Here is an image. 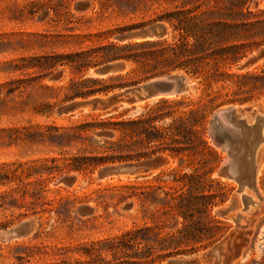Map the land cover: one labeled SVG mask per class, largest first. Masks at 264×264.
<instances>
[{"label":"rangeland","instance_id":"1","mask_svg":"<svg viewBox=\"0 0 264 264\" xmlns=\"http://www.w3.org/2000/svg\"><path fill=\"white\" fill-rule=\"evenodd\" d=\"M165 7V3L156 0H0V232L27 218L37 221L28 237L0 240V264H86L98 246L102 248V257L112 260L109 241L124 230L143 224L141 200L132 195L120 202L122 196L132 194V185H143L161 169H189L167 153L157 154L166 159L163 165L140 176L99 178L103 167L124 162L75 168L77 156L98 154L83 153L82 148L93 150L97 140L112 139L109 133L100 136L94 131H81L78 126L85 119L119 115L127 109L128 116L136 115L156 100L141 104L137 110L119 101L97 108L81 107L72 113L59 111L72 102L106 100L122 93L125 88L88 97L74 96L71 81L93 77L90 70L97 66L91 63L80 71V54L90 51V56H94L100 45L119 41L118 35L151 26L156 22L120 32L127 26L149 23ZM169 30L170 36V27ZM121 62L125 66L121 72H126L131 64ZM243 64V69L263 65L264 52L251 54ZM199 92L194 81L193 91L186 95L196 96ZM235 105L264 110V95ZM261 147L256 157L262 198H256V205L243 213L242 226L237 230L232 221L225 220L231 227L227 236L236 230L231 242L234 253L242 245L240 256L229 264H264V146ZM222 152L224 159L226 152ZM143 159L146 158L140 160ZM220 165L214 177H219ZM66 177L75 180L69 184L64 181ZM221 180L229 195L215 208V214L238 195L236 182ZM84 207L92 211L84 212ZM203 253L204 249L177 257L199 258L196 264H211L200 258ZM162 264H168V260Z\"/></svg>","mask_w":264,"mask_h":264},{"label":"trees","instance_id":"2","mask_svg":"<svg viewBox=\"0 0 264 264\" xmlns=\"http://www.w3.org/2000/svg\"><path fill=\"white\" fill-rule=\"evenodd\" d=\"M166 7L149 23L127 26L120 32L165 22V38L110 41L94 52L84 51L77 68L109 61H124L126 72L106 77L72 80L74 96L109 93L141 83L153 76L183 71L198 85L199 94L162 97L140 113L94 116L78 126L111 140H97L95 156H77L75 168L127 162L167 153L181 167L161 169L143 185L123 195L141 200L143 224L128 228L110 240L113 259L94 247L86 264H150L191 255L221 240L230 226L214 210L228 199V188L214 172L223 152L208 134L211 113L226 104H244L264 95V64L241 65L255 52H264L263 0H156ZM89 57L90 62H89ZM92 63V64H91ZM238 67V69H236ZM116 110V108H115ZM134 207V201L131 202ZM153 206V209L150 207ZM79 264H85L80 262Z\"/></svg>","mask_w":264,"mask_h":264},{"label":"water","instance_id":"3","mask_svg":"<svg viewBox=\"0 0 264 264\" xmlns=\"http://www.w3.org/2000/svg\"><path fill=\"white\" fill-rule=\"evenodd\" d=\"M170 34L168 25L165 22H156L149 27L139 30H132L117 36V40L126 42L135 39L165 38ZM125 69L121 61H110L93 67L90 74L99 77H106ZM194 89L193 79L185 72L178 71L153 76L141 83L127 87L122 93L115 94L106 100L95 98L79 102H72L60 108V113H72L81 107L92 106L97 108L100 105L123 102L130 104L137 110L139 106L148 101L157 100L162 97H175L189 94ZM264 110H247L237 107L235 104L221 106L215 109L210 117L209 136L212 143L226 156L217 170V175L237 183L238 195L232 197L225 205L216 210V215L221 219L232 221L236 230L240 228L243 213L256 205V198L261 200L258 190V163L257 150L264 141L263 125ZM166 159L161 155H155L143 160L128 161L115 165L103 167L98 176L107 178L118 175L140 176L152 173L165 163ZM74 177H66V183H73ZM84 212H91L92 209L84 207ZM37 221L33 218L24 219L15 225L5 228L0 232V240L8 242L28 237L36 228ZM236 230L229 236L223 237L212 246L204 249L203 258L211 264H229L235 257L240 256L241 246H231ZM230 251L231 254H228ZM186 256V255H185ZM199 258L173 257L168 264H196Z\"/></svg>","mask_w":264,"mask_h":264},{"label":"bare ground","instance_id":"4","mask_svg":"<svg viewBox=\"0 0 264 264\" xmlns=\"http://www.w3.org/2000/svg\"><path fill=\"white\" fill-rule=\"evenodd\" d=\"M262 128H263L262 130H263V133H264V122H263ZM260 146H262V147L264 146V141L260 144ZM260 146L258 147V149L260 148ZM262 147H261V148H262ZM257 163H258V162H257ZM258 171H259V164H258ZM257 175H258V173H257ZM204 253H205V252H204ZM204 253L200 256L201 259H204V258H203Z\"/></svg>","mask_w":264,"mask_h":264},{"label":"crops","instance_id":"5","mask_svg":"<svg viewBox=\"0 0 264 264\" xmlns=\"http://www.w3.org/2000/svg\"><path fill=\"white\" fill-rule=\"evenodd\" d=\"M243 242H244V245L243 246L245 248L246 247L247 240H244Z\"/></svg>","mask_w":264,"mask_h":264}]
</instances>
